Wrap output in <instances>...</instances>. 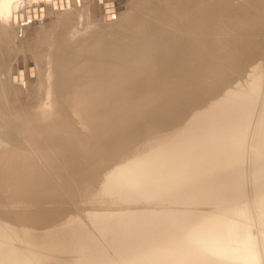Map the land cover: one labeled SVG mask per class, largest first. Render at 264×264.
Returning a JSON list of instances; mask_svg holds the SVG:
<instances>
[{
    "label": "bare ground",
    "instance_id": "bare-ground-1",
    "mask_svg": "<svg viewBox=\"0 0 264 264\" xmlns=\"http://www.w3.org/2000/svg\"><path fill=\"white\" fill-rule=\"evenodd\" d=\"M88 1L90 3L85 10L80 8L68 10L81 4L76 0H69V6L64 5L67 14L65 20L55 19L54 29L38 30L34 44L25 42L27 50L24 52V56L27 60L35 61L37 70L35 67L34 73L39 72L44 75L48 71L47 64L53 63L55 72L53 69L48 78H54L55 84L59 86L60 90L58 92L43 90L42 85H46L48 81L41 79L40 88L37 89L35 86L36 88L33 90L36 103L28 108L35 110L24 111L20 107L16 113L11 115V118L16 120L14 122L6 115L5 109L0 108V152L13 154V156L17 154L15 157L18 160L23 158L19 162L20 165L15 167L17 171L35 173L39 184V187H34L37 198H45L52 193V188H46L44 183L45 180L48 181V173H52L62 182L75 183L78 191L85 193L87 185H83V181L86 182L89 175L94 176L99 169L101 170L94 159L102 154H114L118 145L117 131L120 121L123 117V119H127L128 115L133 112L132 108L161 106L164 102L174 105L170 102H173L175 97H170V94L172 95L174 89L177 91L176 87H179L180 84H183L184 87L181 88L185 90L188 81V85L193 86L190 87L191 97H188L191 101L195 97V93L192 91L198 83L196 81L198 77L195 79L198 74H190L199 71L196 69L198 67L196 64L199 61L195 55L199 52V50L196 51L199 47L196 44L202 41V37L210 41L212 45L220 46L230 43L226 42L228 34L258 33L264 30V0H233L232 3V0H125L126 4L115 13L114 18L108 20L105 27H101V21L92 17L88 11L94 6L104 9L103 2L107 0H99V3L96 2L97 0ZM33 5H42L43 13H46L45 5L40 3L24 4L20 11L24 13L26 6L32 7ZM56 7L59 8L57 5ZM20 11L15 8L8 11L9 16L11 15L10 25H13L11 22L13 12L19 13ZM56 14H58V9L55 10ZM37 18L40 23V17ZM37 18L30 21L37 22ZM24 19H26L25 14H23ZM30 21L25 22L24 25H30ZM2 22L0 15V24ZM24 25H21L19 21L16 22V26L23 27ZM2 28L6 29L5 26H0V31ZM198 35L203 36L199 37ZM231 37L234 39L233 36ZM204 38L202 39L204 40ZM254 50V48L239 49L242 52L236 56V59L234 58L236 63L243 61ZM196 60L198 62H195V66L197 67L193 69L195 71L192 73L189 68H194L192 65ZM184 69L188 72H185ZM182 73H190V76ZM27 74H23L24 79L27 78ZM186 80H188L187 83H185ZM20 82L21 85L25 84V80L21 81L20 79ZM194 83L196 84L194 85ZM14 84L16 85V83ZM171 85L175 86L173 90H171ZM188 85L187 89H189ZM7 88L8 86L5 84L0 88V102L2 97L9 95V93H2ZM180 89L176 93L184 94ZM176 95L174 94V96ZM185 96L183 95L181 99L183 100ZM62 98H64L63 106H61ZM11 99L19 103L14 96ZM188 99L184 101L188 102ZM178 101L180 104V99ZM166 103L163 105L167 106ZM70 108L77 113L76 116L71 115ZM236 109L238 110L237 107ZM236 109H233L232 113H235ZM229 111L230 109L228 113ZM263 114L262 117H264ZM4 124L9 125L4 127ZM10 128L14 131L13 133L8 130ZM258 129H264V125L259 126ZM257 142L256 139V144ZM258 145H261V142ZM182 146L175 144L171 149L172 153L167 155L158 151L152 155L155 159L154 161L151 159L150 163L147 161L149 156L130 161L128 164L134 163H131V167L126 166L129 168L127 170L118 165L124 170L121 172L118 167L116 177L119 180V185L115 181L118 185L117 191L121 195L120 201L137 202L138 198L143 201L160 203L161 207L166 205V209L170 207L168 209L172 210L173 207L175 208L174 205L179 207V205L184 206L185 202L189 204L194 197L196 198L195 195L202 192L207 186L213 188L214 186L211 185L216 184L217 189H221L223 192L229 191V186L235 185V176L228 173L226 175L232 177L228 176L230 181L214 182L219 177L214 178L216 179H213L214 181L211 179L212 173L210 168H207L205 159L201 160L200 169L192 168L190 164L195 162L194 154L192 153V157H190L189 150L187 155H183ZM244 148L242 149L244 150ZM237 149L239 150V148ZM35 156L39 157V160ZM74 157L75 159H73ZM257 157L259 158V156ZM190 159L193 160V163ZM168 162L172 166L177 163L186 166L187 169L185 168L186 170L182 174L193 177L188 185L177 189L183 176L172 180L173 182H167L171 173V166ZM255 162H253L254 165ZM125 164L127 165V162ZM235 167L237 169V166ZM254 167L252 168L254 169ZM258 168L260 166L256 167V169ZM263 170L264 166L255 175H251L250 179L255 184L262 181ZM119 171L122 174L126 171V177L119 175ZM234 172L235 168L232 163V173ZM5 186L10 185L6 183ZM11 190L22 191L21 187H17V185ZM217 191L215 190L213 195H217ZM228 194L231 193L228 192ZM170 210H160L161 212L158 213H156L158 210L152 211L155 214L148 212L141 217H137L135 211L125 213L122 219L125 226L132 220L139 221L141 219L143 227H133V230L140 231L142 229L144 235L152 236V239L157 236L158 238L157 241H148L146 246L137 250H141V258L133 260L128 255L120 254L119 261L125 264H264V251L258 252L261 250L259 249L261 244L259 243L260 246L256 250L257 244L255 243L259 238L260 241L262 239V243L264 242V228L261 230L264 227L262 226L264 221L262 216L259 218L261 221L258 225L261 228L255 229V231L257 230L255 234L243 224L245 228L239 233L238 238L233 237L234 240L241 241V244L235 245L229 235L220 233L218 224H213L214 222L210 224V221H207V215L206 217L204 215V218L203 214L200 215L199 212V215L193 217L192 213L188 214L191 211L189 209L188 211L186 209V212L173 209L176 213ZM201 211L203 213V209ZM214 221L216 222V220ZM105 227L110 232L112 228L116 229L117 225L110 222ZM208 227H212L211 235L207 231ZM162 230L170 232L166 233ZM123 233L133 234L130 230ZM138 237L140 239V236ZM104 239L107 241L108 233ZM205 243L208 245L205 246ZM111 244L113 246V242ZM204 247L207 248V253L203 252ZM162 249L165 251H160ZM148 252H156V255L150 258L144 256V253ZM221 252L226 255L221 256ZM95 254L100 255L101 251L98 250ZM157 256H161V258L159 259ZM76 258L67 264L112 262L111 259L106 258V260H98L93 257ZM4 259L8 258L4 257ZM119 261L116 264H120Z\"/></svg>",
    "mask_w": 264,
    "mask_h": 264
},
{
    "label": "rangeland",
    "instance_id": "rangeland-1",
    "mask_svg": "<svg viewBox=\"0 0 264 264\" xmlns=\"http://www.w3.org/2000/svg\"><path fill=\"white\" fill-rule=\"evenodd\" d=\"M77 1L81 2V4L68 10L76 8L85 10L90 3L88 0ZM96 2L99 3V0ZM31 3L44 4L46 15L43 13L42 5H39L40 7L36 5L32 7L26 6L25 10L30 8L27 14L25 10L24 13L20 11L24 4L31 5ZM125 4V0H107L103 2L104 9L94 6L88 13L101 21V27H105L108 20L114 18L115 13L121 10ZM64 5L69 6V0L66 2L61 0V3L58 0H0V15L3 21L0 26L6 27V29L2 28V31H0V88L5 84L8 88L3 90L2 93H9V95L2 97L0 108L5 109L6 115L12 122L16 120L12 119L11 115L16 113L20 107L24 111L35 110L28 108H31L36 103L33 90L36 87L37 89L40 88L41 84L39 82L41 79H47L48 81L46 85H42L43 90L49 92H58L60 90L59 86L55 84L54 78H48L53 69L55 72L54 64H47L48 71L44 75L42 73L39 74V72L34 73L35 67L37 70L35 61L27 60L24 52L27 50L25 42L34 44L38 30L47 31L48 29H54L56 26L54 23L55 19L65 20L67 14ZM14 8L20 11L21 16H19V13L13 12L16 16L15 18L12 17L11 22L13 25H10L11 15L9 16L8 11ZM39 9H41L40 12ZM57 9L58 14L55 15V10ZM23 14L26 17L24 20ZM37 17H40V23ZM35 18H37V22L35 20L34 22L30 21ZM17 21L21 25L30 21V25L16 26ZM236 33V35L228 34L227 36L223 34L226 36V42H230L224 45H212L204 37H202L204 40L201 38L202 41L196 44V46H199L196 51L199 50V52H195L196 55L198 54L195 57H198L199 62L197 60L194 61V65H192L194 68H189V70L193 73L195 71L193 69L198 66L196 69H199V71L198 73L195 71L194 74H189H198V76H195V79L198 77L196 80L198 83L195 81L198 85L194 83L196 87L194 86L195 89L192 92L195 93V97L191 101L188 97H191L189 93L192 85L190 84L191 86H189V81L186 80L185 83L187 81L188 83L185 85V91L184 88H181L184 86L180 84L182 83L180 81V83H177L180 86L176 87V89L178 91L181 88L180 91L182 90L184 94H181L180 91L179 94L180 96L186 95V99L182 100V96L180 97L176 93L175 86L171 85V90L174 89L175 92L173 90L172 95L169 90L168 92L170 97H175V100L170 102L174 103V105L168 103L171 105L169 106L164 102L167 106L163 105L164 103H158L161 106L135 107L134 109L132 108L133 112L128 115L127 119L122 118L117 131L118 145L116 151L113 155L102 154L94 159L101 170L99 169L100 171L98 170V173L94 176L89 175L86 182L83 181L82 184L87 185L84 190L86 194L79 192L75 183L71 181L62 182L52 173H48V181L45 180L44 183L46 188H52V193L45 198H37L34 193V187H39V184L35 173L29 174L17 171L15 167L20 165L19 162L23 158L18 160L15 157L17 154L13 156V154L5 152H3L5 154H2L0 152V264H67V262L76 257V259L83 257H93L98 260L111 259L112 262L110 263L102 262L98 264H116L120 260V254L128 255L133 260L138 257L141 258V250H137L146 246L150 240L157 241L158 236L152 239V236L144 235L142 229L140 231L133 230V227H143L141 219L139 221L132 220L125 226L122 223L123 215L135 211V213L139 214L135 215L141 217L148 212L155 214L157 210L156 213L160 210H170L168 209L170 207L166 209V205L161 207L160 203L143 201L138 198L137 202L120 201L121 195L117 191L119 185V180L116 177L117 170L120 167L122 169L125 167L126 170L129 169L127 168L128 165L131 167V163L134 162L130 164L128 162L138 160L144 156H149L147 161L150 163V160L153 159L152 155L158 153V151L166 155L170 152L172 153L171 149L175 144L183 145V155H187L189 150L190 157H192V153L194 154L195 162L190 164L192 168L200 169L201 160L205 159L207 168H210L212 173L211 179L219 177V179L216 178L217 180L214 179L216 180H213L214 182L219 180L230 181L231 175L235 176V185L229 186V191L225 190L226 193L223 191L224 195L221 189H217L216 184L211 185L215 187H213L214 189L207 186L202 190L203 193L200 192L195 195L196 198L194 197L189 204L185 202L184 206L179 205V207L174 205L175 208L172 205L171 208H173L170 211L178 210L180 212L184 210L186 212V209L187 211L189 209L192 212L187 213L189 215L192 213L191 216L193 217L199 215V212L200 215L203 214V217L207 215V221L209 220L210 224L212 222H214L213 224H218L220 233L229 235L235 245L241 244V241L234 240L233 237L238 238L239 233L245 228L243 224L249 230L251 229L252 233H257L255 229L261 228V226L258 227L261 221L259 218L260 216L264 218V177L257 184L250 177L264 166V129H258L259 126L264 125V117H262L264 113V30L258 33ZM242 48L247 50L254 48L255 50L243 61L236 63V56L240 55L242 51H239V49ZM195 62H198L197 66H195ZM26 73H28L27 78L24 79L23 74ZM184 73L182 74L189 75ZM20 79L21 81L25 80V84L21 85ZM187 85L189 89H187ZM173 93L177 95L174 96ZM10 95L14 96L19 103L11 99L12 96ZM178 98L180 99V104ZM187 99L188 102L184 101ZM63 103L64 98H62L61 106H63ZM233 109H236L235 113H232ZM70 112L72 116L77 115L71 108ZM7 125L9 124H4V127ZM8 130L10 133L14 132L12 128ZM255 138L258 140L257 144ZM260 142L261 145H258ZM186 144L188 146H185ZM234 149L237 150V153ZM219 151L220 153L217 154ZM26 156L28 157V155ZM35 158L39 160V157L35 156ZM190 160L193 163V160ZM125 162H127V165H124ZM253 162H255L256 167L260 166V168L256 169ZM232 163L233 168H235L234 173H232ZM169 164L171 173L167 182H173L183 176V180L179 182L177 189L188 185L193 177L182 174L187 169L186 166L182 163H177L173 166L171 163ZM235 166H237V169ZM122 169L120 168V171ZM252 170L254 172H251ZM120 171L118 174L126 177V171L125 173L123 172L124 174L120 173ZM227 173L230 174L228 175L230 178L226 175ZM115 181L118 182V185ZM6 183L10 186H5ZM182 183L183 185H181ZM16 185L21 187L22 191H12L11 189ZM215 190H219L216 192L217 195H213ZM228 192L232 195L228 194ZM209 193H212V195ZM158 207L159 209H156ZM152 211L155 212L152 213ZM110 222L116 224L117 228H112L108 232L105 225ZM262 226H264V221ZM126 230H130L133 234L123 233ZM207 231L211 235L212 227H208ZM106 232L108 233V239L104 241V236L107 235ZM138 236H140V239ZM255 239H258L257 236ZM257 241L255 242L257 244L256 250L261 244L259 248L261 250H258V252H263L264 242L262 243L260 238ZM111 242H113V246ZM206 245L208 243H205ZM98 250L101 251L100 255L95 254ZM160 251L164 252L165 249ZM203 252L207 253L206 247H204ZM155 255L156 252L144 253V256L148 258ZM224 255L226 253L221 252V256ZM161 256L157 257L160 259ZM4 257L8 259H4ZM119 263L125 264L122 261H119Z\"/></svg>",
    "mask_w": 264,
    "mask_h": 264
},
{
    "label": "water",
    "instance_id": "water-1",
    "mask_svg": "<svg viewBox=\"0 0 264 264\" xmlns=\"http://www.w3.org/2000/svg\"><path fill=\"white\" fill-rule=\"evenodd\" d=\"M58 2H59V3H61V0H58ZM39 7H40V6H39ZM32 9H33V8H32ZM28 10H29V9H27V8H26V10H25V11H26V14H27V13H29V11H28ZM40 11H41V9H39V12H40ZM15 16H16V15H15V14H13V16H12V17H13V18H15ZM19 16H21V14H20V13H19Z\"/></svg>",
    "mask_w": 264,
    "mask_h": 264
}]
</instances>
